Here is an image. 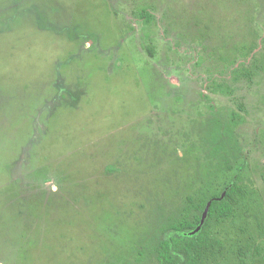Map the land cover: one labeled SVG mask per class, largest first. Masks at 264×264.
<instances>
[{"label": "rangeland", "instance_id": "1", "mask_svg": "<svg viewBox=\"0 0 264 264\" xmlns=\"http://www.w3.org/2000/svg\"><path fill=\"white\" fill-rule=\"evenodd\" d=\"M230 157L205 264H264V0H0V264H148Z\"/></svg>", "mask_w": 264, "mask_h": 264}, {"label": "trees", "instance_id": "2", "mask_svg": "<svg viewBox=\"0 0 264 264\" xmlns=\"http://www.w3.org/2000/svg\"><path fill=\"white\" fill-rule=\"evenodd\" d=\"M227 160L214 185L208 183L184 196L172 213L158 220L144 244L148 264H205L213 255L215 244L220 242L214 237V226L232 219L244 195L239 183L243 162H234L231 157ZM208 202L206 218L193 232Z\"/></svg>", "mask_w": 264, "mask_h": 264}, {"label": "water", "instance_id": "3", "mask_svg": "<svg viewBox=\"0 0 264 264\" xmlns=\"http://www.w3.org/2000/svg\"><path fill=\"white\" fill-rule=\"evenodd\" d=\"M223 194H222V196H223ZM209 206H210V202H208L207 205L205 206V208L203 210V213H202V216H201V219H200V223H199V225L196 227V229L193 232L197 231L200 228L201 224L204 222V219L206 218Z\"/></svg>", "mask_w": 264, "mask_h": 264}]
</instances>
